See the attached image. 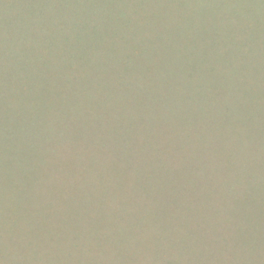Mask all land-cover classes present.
Returning <instances> with one entry per match:
<instances>
[{
    "label": "rangeland",
    "instance_id": "obj_1",
    "mask_svg": "<svg viewBox=\"0 0 264 264\" xmlns=\"http://www.w3.org/2000/svg\"><path fill=\"white\" fill-rule=\"evenodd\" d=\"M0 264H264V0H0Z\"/></svg>",
    "mask_w": 264,
    "mask_h": 264
}]
</instances>
